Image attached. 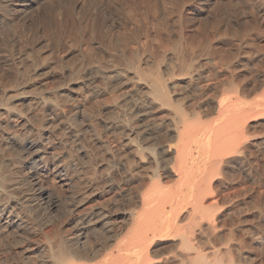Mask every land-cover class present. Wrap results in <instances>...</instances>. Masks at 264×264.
<instances>
[{
	"label": "bare ground",
	"instance_id": "6f19581e",
	"mask_svg": "<svg viewBox=\"0 0 264 264\" xmlns=\"http://www.w3.org/2000/svg\"><path fill=\"white\" fill-rule=\"evenodd\" d=\"M0 62L16 264H264V0H0Z\"/></svg>",
	"mask_w": 264,
	"mask_h": 264
},
{
	"label": "rangeland",
	"instance_id": "374dc122",
	"mask_svg": "<svg viewBox=\"0 0 264 264\" xmlns=\"http://www.w3.org/2000/svg\"><path fill=\"white\" fill-rule=\"evenodd\" d=\"M171 40H173L174 39V34H171ZM211 36V35H210ZM17 37V36H16ZM17 38H19V37H17ZM9 41V40H8ZM6 42H7V40H6ZM9 43H11V41L10 42H8V44ZM11 45V44H10ZM1 63V62H0ZM75 63H73L72 65H74ZM2 63L0 64V68H2ZM72 65H70V66H72ZM73 67V66H72ZM75 67V66H74ZM1 72V71H0ZM15 104V103H14ZM15 105H18V103L16 102V104ZM40 125V123H37L36 124V126H39ZM60 150V149H59ZM57 151H58V149H57ZM62 151L60 150V153H61ZM58 153H59V151H58ZM5 155V154H4ZM6 156V155H5ZM66 157V156H65ZM6 158H7V156H6ZM73 158V157H72ZM66 160H68V159H66ZM65 160V161H66ZM80 161L82 160L83 161V159H79ZM82 161H81V163H82ZM85 161H83V163H82V166H84L83 167V171H82V173L80 174V177L79 178H81V179H79V178H77V177H73L74 178V180L75 179H77V185L78 186H82L81 187V189L79 188V191H80V194L76 197V199H75V202H74V206H75V208H76V213H82V212H84L86 209H88V207L89 206H93V208H94V206L97 208L100 204H102V202H106L108 205H109V207L111 208L112 206V203L114 202L113 201V198H112V193L111 194H106V193H103V192H101V190L100 189H98L99 187L98 186H100V185H102L103 183H104V181H103V179H104V174H105V171H98V174H96L95 175V183H93V189L92 188H88L87 189V184L88 183H86L84 180H87L88 178H87V176L89 177L90 176V172H92V170H90L88 167H87V169H86V163H84ZM84 164V165H83ZM89 169V170H88ZM100 172V173H99ZM261 173L262 174H264V170H262L261 171ZM88 174V175H87ZM112 174L114 175V179L116 180H119L118 178H120L119 177V175L117 174V173H113L112 172ZM87 178V179H86ZM79 179V180H78ZM81 180V181H80ZM76 181V180H75ZM80 182H82V183H80ZM98 182V183H97ZM100 182V183H99ZM82 184V185H81ZM100 184V185H99ZM85 185V186H84ZM89 185V184H88ZM96 185V186H95ZM98 185V186H97ZM84 187H86L85 189H84ZM95 187H98L97 189L95 188ZM90 189H91V193H90ZM107 189V188H106ZM85 190L86 191H88V193H90L91 195H90V197L89 198H87V200H85V199H81V196H82V193L83 192H85ZM82 192V193H81ZM258 196H260V199H259V197ZM252 199V200H251ZM249 201H251V202H248L247 204L248 205H246V209H244L245 210V226H248V228L249 227H253V226H255V227H257V229L260 231V232H263L264 231V207H263V205H264V194H263V197H262V195H258L257 194V196L255 197V195H254V197H252ZM256 199V200H255ZM248 201V200H247ZM262 205V206H261ZM262 207V208H261ZM90 208V207H89ZM92 208V207H91ZM260 208V211L262 210V214H260V216H258L256 213H254V212H256V210L257 209H259ZM263 216V218H261L262 216ZM63 220H66L65 218H62ZM69 223L68 221H65V223ZM30 225L32 226H34V224H32V223H30ZM71 225L72 224H70L69 223V225L68 226H66V228L68 229H70L71 230ZM259 226V227H258ZM261 226V227H260ZM255 227H253L254 229H256ZM52 228H53V226L52 227H50V226H48L44 231H46V232H50V233H52ZM261 228H262V231H261ZM13 229V228H12ZM11 228H9L8 229V233H7V231H1V229H0V233H1V236H2V234L4 235V236H2V237H4V238H2L0 241V261H2V264H16L17 262H18V260H20L21 258H19L21 255H23L22 256V258L24 259H26V257H27V255L28 254H30V255H28V257H30L31 256V253H32V250L38 245V244H41V241H42V238H41V235L38 237V238H36V236H38L39 234H37V232L36 231H33V232H31V231H29V229H27V227L26 228H21V227H19V228H15L14 230H12ZM20 229H22V230H20ZM68 229V230H69ZM17 230H19V231H17ZM28 230V231H27ZM253 230V229H252ZM10 231V232H9ZM13 231H14V234H13ZM254 231V230H253ZM252 231V232H253ZM15 232H17V233H15ZM24 232H25V234H24ZM28 232V233H27ZM8 234V237H7V234ZM11 233H12V235H11ZM27 234H28V236H27ZM31 234V235H30ZM37 234V235H36ZM263 234H264V232H263ZM35 235V236H34ZM21 236H23V237H25V236H27V237H25V239L23 238H21ZM7 237V238H6ZM19 237L21 238V239H19ZM29 237V238H28ZM1 238V237H0ZM26 238H28L27 240H26ZM33 238V239H32ZM36 239V240H35ZM39 239V240H38ZM4 240V241H3ZM23 240V241H22ZM24 240H25V242H24ZM31 240H33V241H31ZM35 240V241H34ZM37 240H38V244L36 245L35 244V242H37ZM28 241H29V243H28ZM33 242V244L35 245H33L31 242ZM3 242V243H2ZM19 242V243H18ZM20 242H21V244H20ZM40 242V243H39ZM25 243V244H24ZM28 243V244H27ZM17 244V245H16ZM18 244H20V245H18ZM30 245H32V246H30ZM24 247H26L27 249H28V251H27V249H23ZM245 247H246V249L247 250H251V253H253L254 255H256V256H260L259 255V253L262 255V256H260L259 258L262 260V261H264V250L263 251H260V252H258L259 250H256V249H253V247L252 246H250V242L248 241V243L245 245ZM30 249V250H29ZM23 250V251H22ZM26 251V252H25ZM22 253H24V254H22ZM258 253V254H257ZM263 253V254H262ZM19 256V257H18ZM31 259H33V254H32V257H30ZM17 260V261H16ZM21 261V260H20Z\"/></svg>",
	"mask_w": 264,
	"mask_h": 264
}]
</instances>
